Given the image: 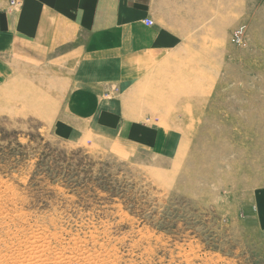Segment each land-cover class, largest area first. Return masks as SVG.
I'll list each match as a JSON object with an SVG mask.
<instances>
[{
  "label": "rangeland",
  "instance_id": "obj_1",
  "mask_svg": "<svg viewBox=\"0 0 264 264\" xmlns=\"http://www.w3.org/2000/svg\"><path fill=\"white\" fill-rule=\"evenodd\" d=\"M258 3L172 65L0 44V264H264Z\"/></svg>",
  "mask_w": 264,
  "mask_h": 264
},
{
  "label": "crops",
  "instance_id": "obj_2",
  "mask_svg": "<svg viewBox=\"0 0 264 264\" xmlns=\"http://www.w3.org/2000/svg\"><path fill=\"white\" fill-rule=\"evenodd\" d=\"M11 1L20 6L14 10ZM216 3L226 10V0H0V44L28 48L42 37L44 44L54 42L48 49H74L75 66L83 70L172 65L186 43L195 49V42L210 41Z\"/></svg>",
  "mask_w": 264,
  "mask_h": 264
},
{
  "label": "built area",
  "instance_id": "obj_3",
  "mask_svg": "<svg viewBox=\"0 0 264 264\" xmlns=\"http://www.w3.org/2000/svg\"><path fill=\"white\" fill-rule=\"evenodd\" d=\"M16 3V1H11V6H13ZM144 23L147 25H151L152 21L149 19H145ZM231 41L236 45H242L245 43L244 35H243V28L238 27L235 28L231 34Z\"/></svg>",
  "mask_w": 264,
  "mask_h": 264
},
{
  "label": "bare ground",
  "instance_id": "obj_4",
  "mask_svg": "<svg viewBox=\"0 0 264 264\" xmlns=\"http://www.w3.org/2000/svg\"><path fill=\"white\" fill-rule=\"evenodd\" d=\"M11 5V4H10ZM15 6H20V3L19 2H16L12 8H14Z\"/></svg>",
  "mask_w": 264,
  "mask_h": 264
}]
</instances>
